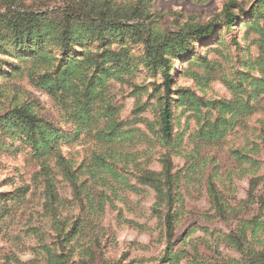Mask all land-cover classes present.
<instances>
[{"label": "rangeland", "instance_id": "rangeland-1", "mask_svg": "<svg viewBox=\"0 0 264 264\" xmlns=\"http://www.w3.org/2000/svg\"><path fill=\"white\" fill-rule=\"evenodd\" d=\"M228 1L232 0H147L153 20H157L161 30L169 32L190 24L210 22ZM233 1L241 3L247 10L256 0ZM23 3L49 17H56L64 9L62 0H24ZM256 39L254 33H247L244 28L232 33L224 29L216 31L211 39L194 47V60L188 56L171 63L168 71L173 84L169 93L186 91L204 102L230 99L228 83L238 84L243 73L259 75L256 68H249V63L259 56ZM147 50L144 45H138L132 53L141 55ZM7 59L12 65L0 72V119L24 105H31L38 118L72 135V128L61 121L53 101L30 84L25 72L29 64L18 58ZM172 67L174 71H171ZM162 83L161 73L148 72L142 65L123 82L109 83L113 102L119 108L118 119L124 124L123 130H134L132 138L116 145L117 151L131 156L113 162L117 178L93 180L83 165L91 164V158L97 152L95 141L86 133L60 141L58 147L79 179V191L74 192L69 181L54 167V162H48L58 196L52 211L44 206L46 181L39 161L18 135L3 134L0 127V264H48V251L65 254L71 249L73 258L69 264H75L83 248H91L96 264L155 263L154 259L162 255L165 239L162 227L151 215L154 192L139 185L136 178L141 171L158 173L161 157L168 153L174 171L183 169L185 173L194 162L188 158L200 144V127L217 115L216 111L209 112L205 108L192 111L187 103L171 102L173 138L179 144L174 152L164 148L144 125L136 122L146 120L154 129L158 128L157 97L163 93ZM140 105L141 111L136 110ZM262 126L264 116L252 113L229 130L220 143L201 146L195 155L198 160L195 172L189 179L183 178L179 185L184 206L174 231L176 248H182L186 238L205 237L212 241L211 233L228 234L235 230L240 220L259 214L258 205L249 197V182L261 173L244 172L247 166L241 169L232 152L250 149L253 143H258L256 139ZM141 132L147 139H141ZM210 178L226 203L224 217H215L214 210L210 211ZM82 181L91 195L86 196L82 190ZM263 182L255 188L254 196L260 194ZM260 213L264 220V209ZM78 220H85V228L73 237ZM219 250L223 255H233L223 247ZM200 252L211 256L202 247Z\"/></svg>", "mask_w": 264, "mask_h": 264}, {"label": "trees", "instance_id": "trees-1", "mask_svg": "<svg viewBox=\"0 0 264 264\" xmlns=\"http://www.w3.org/2000/svg\"><path fill=\"white\" fill-rule=\"evenodd\" d=\"M23 1L0 0V72L12 65L6 58H18L28 63L25 72L30 84L53 101L61 121L72 128L73 134L69 136L51 122L38 118L31 105H24L2 117L0 127L3 134L18 135L39 161L46 181V209L52 211L53 203L58 202L48 162H54V167L69 181L74 192L79 191L76 172L58 147L60 141H68L71 136L78 138L86 133L95 141L97 152L92 156L91 164L83 165L93 180L118 177L113 162L131 155H121L116 145L132 138L134 130H123L124 124L118 119L119 108L113 102L109 83L123 82L142 65L148 72L161 73L163 93L157 97L158 128L154 129L146 120L136 122L144 125L164 148L174 152L179 144L173 138L171 102L187 103L192 111L205 108L217 113L213 121H205L200 127V144L188 158L194 162L185 173L183 169L174 171L168 153L161 157L158 173L141 171L136 178L139 185L154 192L151 215L162 227L165 239L162 255L154 259V264H264V220L260 213L264 209V182L257 191L260 194L254 196L255 188L264 181V126L256 139L258 143H253L250 149L232 152L241 169L247 166L244 172L261 173L249 182V197L258 205L259 214L240 220L235 230L228 234L211 233L212 241L205 237L186 238L182 248H176L174 241L175 226L184 206L179 192L180 181L189 179L195 172L198 165L195 155L201 146L220 143L245 116L252 113L264 116V0H256L247 10L239 2L228 1L210 22L182 26L171 32L158 27L157 20L149 13L147 0H62L64 9L56 17L31 10ZM243 28L257 36L255 44L259 56L249 63V68H256L258 76L243 73L238 84L228 83L231 91L228 100L204 102L186 91L169 93L173 83L168 68L172 62L188 56L194 60V47L211 39L220 29L232 33ZM138 45H144L147 53H132ZM174 70L172 67L171 71ZM140 107L136 110L141 111ZM141 136L142 140L147 139L143 132ZM81 184L86 196L91 195L87 184L84 181ZM208 196L210 211L214 210L215 217H224L226 203L212 178L208 183ZM90 207L97 212L94 205ZM84 228L85 220L75 221L73 237L80 235ZM201 247L211 256L203 255ZM220 247L232 251L233 255H223ZM78 255L75 264H96L91 248H83ZM71 258L72 249L65 254L47 252L48 264H69ZM129 264H135V261Z\"/></svg>", "mask_w": 264, "mask_h": 264}]
</instances>
